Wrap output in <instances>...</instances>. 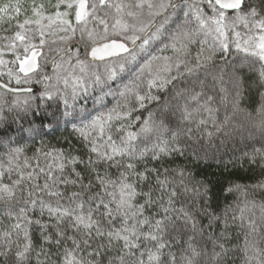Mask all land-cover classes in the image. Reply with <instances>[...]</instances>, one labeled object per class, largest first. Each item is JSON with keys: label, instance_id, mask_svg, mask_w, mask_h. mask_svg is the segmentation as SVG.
<instances>
[{"label": "trees", "instance_id": "16d2710c", "mask_svg": "<svg viewBox=\"0 0 264 264\" xmlns=\"http://www.w3.org/2000/svg\"><path fill=\"white\" fill-rule=\"evenodd\" d=\"M27 1L3 38L36 27L41 55L31 93L0 88V264H264V59L217 26L231 11L133 4L150 32L58 40L31 19L62 0ZM110 39L130 51L88 58Z\"/></svg>", "mask_w": 264, "mask_h": 264}, {"label": "rangeland", "instance_id": "374dc122", "mask_svg": "<svg viewBox=\"0 0 264 264\" xmlns=\"http://www.w3.org/2000/svg\"><path fill=\"white\" fill-rule=\"evenodd\" d=\"M157 1V0H155ZM78 0H62L61 3L53 10V13L46 14L45 12H36L34 11L33 18L31 19V23L36 24V26L39 24L40 30L43 32H49V31H56V32H62V37L58 38V40H63L71 35L73 33H86L87 38L89 39H95L96 37H90L89 34L97 33L99 28L97 26H89V22L87 21L86 28L85 25L81 26L79 28H76L75 32H72L73 26L69 22V14L70 12L73 14V7H75ZM33 3V1H32ZM27 0H0V26L2 27L7 26L9 27L10 21H12L14 18L20 16L21 13L24 12L23 6L27 5ZM69 8L71 10H69ZM232 17H235V19H226L223 20L225 17L223 14H221L220 18H218L216 21H219L221 23H218L217 26L226 25V29L229 32L230 37H234L237 43L242 48H251L254 52H257L261 58L264 59V32H261L259 29L262 27L261 25L254 24V26L250 25L248 21L245 19L246 14H242L239 11H235L234 9L231 10ZM120 15V14H119ZM119 19L124 20L121 16H119ZM137 19V18H134ZM139 20V19H138ZM215 21V22H216ZM67 26L70 28V32L67 29ZM147 26L146 24L142 25L141 27H138V29H145ZM88 29H91V32H88ZM259 31H256V30ZM15 33L17 34V38H13V42L17 43L22 42L25 43L29 48H31L30 44L25 42L27 35H29V38H32V33L37 32L38 29L36 27H33L30 29L26 27L24 28L23 24H20L19 28L17 29ZM74 30V29H73ZM87 30V31H85ZM65 32V33H64ZM67 34V35H65ZM68 36V37H67ZM13 37V36H12ZM39 39V34H38ZM44 41V40H43ZM42 41V42H43ZM41 42V41H40ZM20 44V43H19ZM21 45V44H20ZM2 54V50H1ZM2 58V57H1ZM3 58H2V65H3Z\"/></svg>", "mask_w": 264, "mask_h": 264}, {"label": "flooded vegetation", "instance_id": "af4514ba", "mask_svg": "<svg viewBox=\"0 0 264 264\" xmlns=\"http://www.w3.org/2000/svg\"><path fill=\"white\" fill-rule=\"evenodd\" d=\"M84 13L82 18L79 21H76V9L78 5L80 4L81 0H78L75 7L72 6L73 10L69 8V10L73 11V14H69V22L74 25L72 32L76 31V28H79L81 26H84L87 21L89 22V26H97L99 28L98 34L92 33L89 34L90 37H99V36H110V35H121V34H132V33H143V32H150L154 26V24H146L145 29H138V27L143 28V21L139 18H136V14L134 12V8H131V5H139L142 3H151L155 0H84ZM119 5H126L130 8L127 9V16L128 18L122 20L119 19ZM227 11L233 10L232 8H225ZM123 16V15H122ZM139 19V20H138ZM10 25L7 28V26L2 27L0 26V45L2 47V58H3V69H4V83L8 86L18 87L17 85H23L22 78L30 76L31 74H21L19 72V63L23 58L28 56V54L34 49L35 47H32L25 55L21 53V55L17 58L10 59L8 56V53H4V47L3 45H10V44H21L22 42L14 43L13 41L8 44L6 41L3 42V38L6 39L7 36H5V33L8 29H10ZM13 27V26H12ZM11 27V28H12ZM86 28V25H85ZM67 29L69 32L71 31L70 28L67 26ZM87 31V30H85ZM88 32H91V29H88ZM2 33L4 35L2 36ZM18 33L9 34L11 35V38H17ZM13 36V37H12ZM32 38H29V35H27L25 42L32 43V42H39L38 34L37 32L32 33ZM76 38H87L86 33H73L68 39H76ZM12 60V61H11ZM11 63L13 66V71L10 69ZM35 72V71H34ZM6 77L8 78V81L6 80ZM25 80V79H24ZM11 94V93H10Z\"/></svg>", "mask_w": 264, "mask_h": 264}, {"label": "water", "instance_id": "95a60500", "mask_svg": "<svg viewBox=\"0 0 264 264\" xmlns=\"http://www.w3.org/2000/svg\"><path fill=\"white\" fill-rule=\"evenodd\" d=\"M213 2L223 8H239L241 6V0H213ZM85 1L81 0L76 11V21H79L84 13ZM131 47L124 41L117 39H110L108 41L100 42L97 45L88 48V58L92 61L100 62L103 60H109L112 57L122 56L129 52ZM41 55L40 48H34L32 51L21 60L19 63V72L21 74H31L38 68V59ZM0 88L8 93L23 94L31 93L33 90L30 87H13L8 86L0 80Z\"/></svg>", "mask_w": 264, "mask_h": 264}]
</instances>
